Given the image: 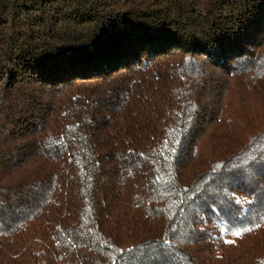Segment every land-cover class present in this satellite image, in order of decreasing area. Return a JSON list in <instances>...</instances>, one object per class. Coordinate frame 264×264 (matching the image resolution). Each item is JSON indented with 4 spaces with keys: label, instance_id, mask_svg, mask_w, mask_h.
<instances>
[{
    "label": "trees",
    "instance_id": "trees-1",
    "mask_svg": "<svg viewBox=\"0 0 264 264\" xmlns=\"http://www.w3.org/2000/svg\"><path fill=\"white\" fill-rule=\"evenodd\" d=\"M0 264H264V0H0Z\"/></svg>",
    "mask_w": 264,
    "mask_h": 264
},
{
    "label": "snow or ice",
    "instance_id": "snow-or-ice-1",
    "mask_svg": "<svg viewBox=\"0 0 264 264\" xmlns=\"http://www.w3.org/2000/svg\"><path fill=\"white\" fill-rule=\"evenodd\" d=\"M240 233H236V235H239Z\"/></svg>",
    "mask_w": 264,
    "mask_h": 264
}]
</instances>
